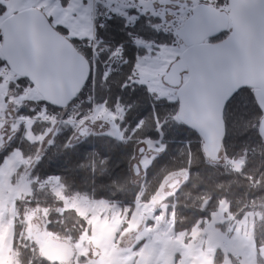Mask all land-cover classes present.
<instances>
[{
    "label": "trees",
    "instance_id": "trees-1",
    "mask_svg": "<svg viewBox=\"0 0 264 264\" xmlns=\"http://www.w3.org/2000/svg\"><path fill=\"white\" fill-rule=\"evenodd\" d=\"M221 2L229 3L228 0ZM158 19L139 14L137 20L129 23L115 15L101 22L102 26L97 25L98 52L101 61L106 62L105 66H101V62L98 65L97 105H103L110 112L122 107L123 115L117 119L123 132L121 137L92 133L69 144L74 128L60 125L53 144L41 156V144L29 141L24 136V128L10 143L0 146V166L16 150L36 162L30 177L32 194L26 202H17L16 206L20 214H24L26 206L45 209L49 213V229L60 239L78 241L87 222L75 210L61 212L63 202L47 188L41 189L38 182L49 177H58L69 194L128 205L138 199L151 202L167 177L185 170L189 176L187 181L167 200L174 212L176 233L192 232L201 220L212 218L223 202L228 204L234 222L241 221L248 213H264V142L259 135L263 114L253 90L242 89L226 107L224 150L229 161L222 165L210 163L204 156L201 137L177 120L178 99H157L147 86L132 82L139 58L148 55L146 45H139L137 41L167 46L177 41L175 32L156 28ZM54 27L70 38L65 28ZM227 36L228 32L212 41ZM71 41L90 60V55L79 48L82 39ZM115 48L121 49L120 57L108 62ZM3 65L7 64L0 58V67ZM18 82L22 90L33 87L26 78ZM38 103L46 102L42 99ZM34 106V102L26 103L19 114L33 118ZM91 112L92 108L87 107L84 115ZM50 126L35 123L32 130L38 136ZM145 140H160L163 150L135 185L131 180V162L136 146ZM21 230L22 225L15 227L12 250L16 264H56L33 249L25 236H21ZM255 239L260 254L264 246V222L256 227Z\"/></svg>",
    "mask_w": 264,
    "mask_h": 264
},
{
    "label": "rangeland",
    "instance_id": "rangeland-1",
    "mask_svg": "<svg viewBox=\"0 0 264 264\" xmlns=\"http://www.w3.org/2000/svg\"><path fill=\"white\" fill-rule=\"evenodd\" d=\"M151 1L158 2L160 6ZM201 3L221 11L229 10V3L226 5L221 0H68L66 5L62 0H0V25L7 17L28 8H39L47 15L46 7L49 5L53 8L59 7L67 14L82 17L84 22L78 23L75 20L76 25L72 26L70 35L82 39L79 48L91 57L93 73L82 96L94 93L95 104L90 114H76L72 117L66 114L68 123H61L74 128L69 142L74 144L92 133L117 137L123 134L117 123V119L123 115L122 107H118L117 112H110L103 105H97L98 65L100 62L101 66L106 65L97 52V25L102 26L101 22L115 15L133 23L139 14H144L159 17L156 25L159 31L176 32L191 15L192 9ZM151 11L158 15L149 14ZM48 16H51L50 11ZM90 26L95 31L94 36L89 34ZM212 40L209 42L221 41ZM137 43L146 45L148 55L139 58L132 82L147 86L157 99L177 100V90L163 83V77L172 63L181 58L185 50L184 44L179 40L170 46L142 41ZM1 45L0 32V58L3 59ZM114 51L116 53L113 54ZM120 54L121 49L115 48L108 62L120 57ZM20 78L7 65L0 67V145L5 140V145L10 143L24 128V136L29 141L41 144V156L53 144L59 125H51L42 135L34 134L33 118L20 115L19 110L26 103L34 102L33 109L36 114L46 103H38L42 96L34 86L22 90L23 87L18 82ZM85 109L86 105L82 113ZM80 115L89 119L84 125L90 123L83 134H80V130L84 125L80 126L81 121H76ZM22 123H25L24 127L21 126ZM162 150L160 140H145L136 146L131 162L133 184L138 185L146 169ZM228 161L223 150L222 160L216 164L225 165ZM4 162L5 165L0 169V176L6 179L4 184H0V212L7 213L6 219L11 220L13 230L22 225L21 236H25L29 245L40 254L47 240L53 238L73 245L74 257L67 264H260L261 261L264 264V246L259 254L255 239L256 227L264 222V213H248L241 221L234 222L228 211V204L223 202L212 218L201 220L192 232H175L174 212L167 200L187 181L189 176L185 170L167 177L151 202L138 199L128 205L96 201L86 195L69 194L58 177L39 181L42 190L47 188L63 202L61 212L75 210L86 219V230L75 242L60 239L49 229V213L45 209L26 206L24 214L18 212L17 202H26L27 197L32 194L30 177L36 162L25 158L19 150L13 152ZM135 165L139 169L138 174L135 173ZM13 253L12 250L11 255L16 264L17 259Z\"/></svg>",
    "mask_w": 264,
    "mask_h": 264
},
{
    "label": "water",
    "instance_id": "water-1",
    "mask_svg": "<svg viewBox=\"0 0 264 264\" xmlns=\"http://www.w3.org/2000/svg\"><path fill=\"white\" fill-rule=\"evenodd\" d=\"M228 2V11L206 3L192 9L176 31L185 50L163 77L165 84L177 89L178 121L201 137L203 153L212 163L222 160L225 110L242 89L253 90L263 114L259 135L264 142V0ZM0 32L7 66L29 80L46 103L65 108L82 93L91 77V63L42 10L28 8L7 17ZM226 32L223 40L209 42ZM41 255L49 262L67 264L74 247L49 238Z\"/></svg>",
    "mask_w": 264,
    "mask_h": 264
},
{
    "label": "crops",
    "instance_id": "crops-1",
    "mask_svg": "<svg viewBox=\"0 0 264 264\" xmlns=\"http://www.w3.org/2000/svg\"><path fill=\"white\" fill-rule=\"evenodd\" d=\"M62 2H63V4L66 5L68 0H62ZM46 8H47L46 9L47 15H48V12L50 11L51 16H48V17H50L52 19V21L54 22V25L65 28L67 30L70 38H75V37H72L70 35V34H72L71 33L72 26L76 25L75 20H77L78 23L84 22L81 20L82 17L79 18V16H77L75 14H67V12H63L61 8H59V7L53 8L52 5H49ZM94 32L95 31H93L91 29V26H90L89 27V34L92 33V35H93ZM78 38H80V37H78ZM1 138H0V140H1ZM3 142L4 143L2 145H0L1 147L6 146L5 145L6 140ZM4 163L5 162L2 163V165L0 166V169L5 165ZM5 180H6L5 178L0 176V184H4ZM6 217H7V213L4 214V212H0V264H15L14 260L12 258V255H11L12 249H13V244H14L15 228L13 230L11 220L6 219Z\"/></svg>",
    "mask_w": 264,
    "mask_h": 264
},
{
    "label": "built area",
    "instance_id": "built-area-1",
    "mask_svg": "<svg viewBox=\"0 0 264 264\" xmlns=\"http://www.w3.org/2000/svg\"><path fill=\"white\" fill-rule=\"evenodd\" d=\"M114 53H116V51H114L113 54ZM94 104V93H89L85 96H80L79 98L75 99L68 107L63 109H57L46 104L39 108V110L35 114V118L32 119V121L58 125H61V123L67 124L68 119L66 114H69L71 117L76 114H83L82 109L85 105L93 106ZM86 120L87 118H83L80 115V117L76 121H81L80 124H83Z\"/></svg>",
    "mask_w": 264,
    "mask_h": 264
},
{
    "label": "flooded vegetation",
    "instance_id": "flooded-vegetation-1",
    "mask_svg": "<svg viewBox=\"0 0 264 264\" xmlns=\"http://www.w3.org/2000/svg\"><path fill=\"white\" fill-rule=\"evenodd\" d=\"M89 126H90V123L83 126V128L81 130L85 131L87 128H89Z\"/></svg>",
    "mask_w": 264,
    "mask_h": 264
}]
</instances>
